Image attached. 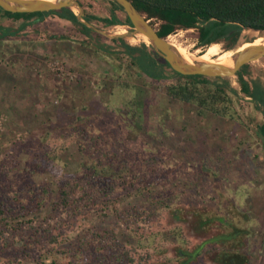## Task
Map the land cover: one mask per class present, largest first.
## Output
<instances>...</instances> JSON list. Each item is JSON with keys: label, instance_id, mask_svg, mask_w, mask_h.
Wrapping results in <instances>:
<instances>
[{"label": "rangeland", "instance_id": "1", "mask_svg": "<svg viewBox=\"0 0 264 264\" xmlns=\"http://www.w3.org/2000/svg\"><path fill=\"white\" fill-rule=\"evenodd\" d=\"M91 3L96 12L108 9L105 2ZM4 20L0 26L13 30L25 22ZM31 20L16 34L1 37L0 31V204L19 211L29 196L27 189L46 186L49 193L39 209L24 217L21 228L0 224L2 264H49L51 258L45 256L50 250L49 236L67 241L66 237L113 223L112 215H107L111 205L105 209L98 195L81 215H73L69 208L53 211L51 196L56 185L51 168L54 163L59 172L77 176L89 157L102 159L113 142L120 140L134 165L144 158H157L155 172L147 168L145 175L146 181L156 183V193L173 191L175 203L181 206L222 211L228 216L230 209L241 212V226L248 230L249 264H264V139L257 133L262 111L254 107V100L239 93L233 119L200 113L197 106L166 95L167 79H152L131 65L122 42L100 33H82L55 15ZM91 23L114 32L131 29L126 24L102 27ZM169 36L194 58L209 45L198 42L195 28L178 29ZM254 38L255 34L241 29L231 48L220 39L214 42L221 50H238L237 46ZM125 42L139 49L146 45L140 38ZM247 78L264 79V57L251 62ZM230 81L239 91L236 77ZM120 82L124 84L117 85ZM77 143L84 145L83 153ZM206 163L212 167L204 169V183L196 190L186 181L198 177ZM78 181L85 185L82 179ZM142 184L141 178L127 180L110 198L117 199L116 206L136 203L146 207L147 201L132 195ZM75 188L78 195L83 191ZM170 220L168 211H163L139 223L146 233L164 232L167 249L154 254L152 261L172 256L175 240L168 234ZM34 236L39 243L31 241ZM118 238L136 244L121 229ZM23 243L27 245L24 251Z\"/></svg>", "mask_w": 264, "mask_h": 264}, {"label": "trees", "instance_id": "2", "mask_svg": "<svg viewBox=\"0 0 264 264\" xmlns=\"http://www.w3.org/2000/svg\"><path fill=\"white\" fill-rule=\"evenodd\" d=\"M84 9V17L89 22H96L102 27L126 24L131 22L124 11L113 0H98L107 4V10L94 11L91 0H78ZM142 13L150 24L155 27L161 37H167L178 29L195 28L198 42L209 44L217 40V36L231 28L243 27L264 29V0H130ZM45 15H55L65 19L78 27L82 33L101 36L99 33L80 23L75 12L68 7L59 10L19 13L0 8V22L4 19L24 20L15 30L0 26L1 37L16 34L26 24L41 19ZM157 24V25H156ZM238 32L232 39H226L224 46L231 48ZM112 41L122 42L126 48L129 63L142 74L156 80H165V93L169 98L190 103L198 107L199 112H209L217 116L233 119L234 104L240 102L241 93L252 98L254 107L261 109V118L257 126L258 135L264 139V79H248L251 63L242 66L235 74L239 91L232 86L230 77H206L203 75H182L171 69L169 64L161 58L151 47L143 44L142 48L132 46L123 38H112ZM139 51L138 54L135 52ZM136 54V55H135ZM166 69L171 72L170 76ZM124 84L120 82L117 85ZM135 99H131L132 113L135 111ZM123 141L113 142L112 150L106 152L102 159L89 157L83 166V172L77 176L59 172L52 164L53 182L56 189L52 191L51 209L62 207L70 209L73 215H81L98 195L105 209L111 205L109 211L113 217L112 224L104 229L87 230L74 238L66 237L61 241L56 235L48 238L50 250L45 256L51 258L49 264H191L198 260L209 264H249L250 255L246 252L248 230L241 226V212L230 209V216L222 211L196 209L190 206L176 204L177 194L173 191H155V182L146 181L147 168L155 172L157 158H144L134 165L133 156L124 150ZM81 153L85 147L77 143ZM87 155V154H86ZM88 156V155H87ZM214 161V160H211ZM133 163V164H131ZM200 175L188 182L196 187L204 183V169H211V165H203ZM146 167L145 169H143ZM141 172L143 174H141ZM149 173V171H148ZM140 174V175H139ZM143 175V176H141ZM143 180L141 186L132 190V195L147 201L142 207L136 203H123L116 206L117 199L110 195L115 189L130 179ZM84 181V186L78 180ZM74 180V181H73ZM82 187L78 195L75 188ZM81 189V188H80ZM197 190V189H196ZM29 196L19 205V211L0 204V224L14 225L17 229L24 223V217L35 212L43 204V197L48 192L46 186L31 187L25 191ZM168 192V193H167ZM155 194V195H153ZM103 197L105 199H103ZM168 211L171 228L168 234L175 242L172 246V256L163 260L152 261V256L164 253L162 230L146 233L139 223L157 213ZM229 212V211H228ZM0 226V227H1ZM1 228V229H2ZM136 240L130 244L118 238V231ZM33 243L39 239L31 237ZM23 251L27 245L21 244ZM11 247V246H10ZM9 247V248H10ZM8 248V249H9ZM141 249V250H140ZM0 264H2L0 259Z\"/></svg>", "mask_w": 264, "mask_h": 264}, {"label": "water", "instance_id": "3", "mask_svg": "<svg viewBox=\"0 0 264 264\" xmlns=\"http://www.w3.org/2000/svg\"><path fill=\"white\" fill-rule=\"evenodd\" d=\"M120 6L131 22V29L125 33L113 32L110 29L100 28L84 17V9L78 0H0V8L10 12L31 13L71 8L76 10L77 20L86 27L108 38L131 39L138 35L144 36L147 46L151 47L173 69L182 75H203L206 77H231L245 64L264 57V42L254 43L257 37H264V29L243 27L256 35L247 47L234 52L229 63L205 61L198 58L186 60L179 51L169 42L168 36L161 37L150 24V20L139 12L130 0H113ZM240 29V30H241Z\"/></svg>", "mask_w": 264, "mask_h": 264}, {"label": "bare ground", "instance_id": "4", "mask_svg": "<svg viewBox=\"0 0 264 264\" xmlns=\"http://www.w3.org/2000/svg\"><path fill=\"white\" fill-rule=\"evenodd\" d=\"M125 32L126 31L124 29H121V30L117 31V33H125ZM134 38H140V39H142V41H147L144 36H140V35H138V36H136ZM134 38H131L130 40H134ZM168 40L179 51V53L186 60L193 61V59H195L194 56H193V54H189L188 51H187V53H184L183 50L179 47V44L173 39V37L171 38V36L168 35ZM261 42H264V37H257L254 40V43H261ZM248 45H250V42H243L239 46H237L238 50H229V49L228 50H221L220 47H219V45L217 43L213 42V43H210L207 46V48L205 49V51H203V52H201L199 54L198 59L205 60V61H214V62H219V63H229L230 62V56L234 52H237V51H239V50L247 47Z\"/></svg>", "mask_w": 264, "mask_h": 264}, {"label": "flooded vegetation", "instance_id": "5", "mask_svg": "<svg viewBox=\"0 0 264 264\" xmlns=\"http://www.w3.org/2000/svg\"><path fill=\"white\" fill-rule=\"evenodd\" d=\"M236 32H238V28H231L227 32L217 36V39L222 40V43L225 44L224 41H226V39H232L234 37V35L236 34Z\"/></svg>", "mask_w": 264, "mask_h": 264}, {"label": "crops", "instance_id": "6", "mask_svg": "<svg viewBox=\"0 0 264 264\" xmlns=\"http://www.w3.org/2000/svg\"><path fill=\"white\" fill-rule=\"evenodd\" d=\"M5 21V20H4ZM4 21L1 20L0 24H4Z\"/></svg>", "mask_w": 264, "mask_h": 264}]
</instances>
